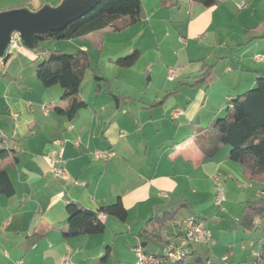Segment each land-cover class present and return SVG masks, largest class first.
Listing matches in <instances>:
<instances>
[{
	"label": "crops",
	"instance_id": "obj_1",
	"mask_svg": "<svg viewBox=\"0 0 264 264\" xmlns=\"http://www.w3.org/2000/svg\"><path fill=\"white\" fill-rule=\"evenodd\" d=\"M54 1L49 5L58 6L63 0ZM225 3L229 4V0H220V5L212 7L194 0H146L143 21L122 31L106 28L70 39L73 41L69 42L77 44L74 49L85 51L89 57L98 55L103 66L106 63L110 70V73L102 72L101 91L94 88L96 81H90V91L80 92L87 106L74 119L55 109L68 106L67 101L60 99L63 89L58 85L43 89L36 81L32 87L22 80L17 87L14 80L21 74L9 80L0 78V149L4 140L9 149L15 148L9 156L0 158V169L8 171L16 190L11 197L0 195V264H17L21 260L24 264H62L66 256L75 264H138L134 247L139 243L147 255L162 254L167 246L147 236L139 237L154 205L165 203L172 194L184 198L186 188L191 189L195 184L201 187L200 183L213 180L216 175H238V164L227 160L226 155L220 156L219 151L224 147L208 155L210 145L203 138L210 133L206 128L212 121L226 116L229 102L255 86L264 68L261 65L247 68L251 78L246 85L233 78L229 83L223 74L243 71L244 63L239 59V64H229L222 72L219 68L213 71L210 86L190 85L202 73V56L206 63L211 61L213 52L207 53L212 49V42L207 43L208 34L219 29L215 26L219 10H226L227 15L222 14L226 23L233 16ZM46 4L33 0L31 10ZM231 4L243 11L239 17L251 11L245 1L236 4L231 1ZM4 9L7 8L0 11ZM229 33L230 29L222 31L220 37L219 32L220 43L216 45L230 41ZM174 45L178 46L177 56L172 54ZM135 49L141 51V56L129 70L142 76L150 72L149 80L154 79L155 72H164V85L150 104L141 95L142 83L131 80L135 92L123 85L116 90L112 83L119 81L127 70L113 61ZM23 52L35 73L33 61L45 55L29 49ZM11 62L9 59L6 64ZM171 70H175L173 78L169 76ZM128 82L125 80L124 84ZM179 110L182 114L177 117L175 112ZM142 120L143 123H138ZM145 128L151 133L150 141H142L139 134ZM57 141L64 143L66 179L53 176L48 158ZM206 141L213 140L210 137ZM108 150L113 155L107 162L93 157L96 151ZM118 197L129 213L126 222L102 215L106 223L103 233L64 236L75 203L97 211ZM189 215L202 219L211 231L209 243L191 247V251L204 259L215 258L218 251L227 250L223 260L233 258L238 264H246L248 258H237L236 249L229 246L243 243L242 249L246 251L249 244L254 247L261 237L255 230L245 231L239 224L241 219L234 223L232 237L226 234L227 220L214 235L207 219L190 209L181 210L176 221L168 225L166 238L170 244L182 242L179 223Z\"/></svg>",
	"mask_w": 264,
	"mask_h": 264
},
{
	"label": "trees",
	"instance_id": "obj_2",
	"mask_svg": "<svg viewBox=\"0 0 264 264\" xmlns=\"http://www.w3.org/2000/svg\"><path fill=\"white\" fill-rule=\"evenodd\" d=\"M194 1L201 3L204 7L220 4V0ZM22 7H27V4H23ZM145 17L142 0H101L93 10L62 30L35 37L36 46L33 51L37 54L43 53L46 57L42 61L39 59L33 61L36 76L47 88L55 85L60 86L63 89L60 99L68 102L66 108L55 107L59 114L74 119L79 115L80 110L87 106L80 92L86 71L91 66L89 56L82 50L77 53H68L62 50L47 49L39 44L46 40L81 38L106 28L122 31L143 21ZM140 56L141 51L135 49L113 62L122 68H129L137 62ZM9 58L10 56L5 58L3 64H6ZM212 72L213 66L204 63L202 73L195 77L190 85L197 86L201 83H207V86H210ZM0 76H3L1 71ZM96 78L99 82L97 81L95 89L101 91L100 80L103 78L98 75ZM114 96L118 98V96ZM206 129L217 132L216 141H213L212 144L209 143L208 155L217 153L221 146H228L229 159L242 165L246 177L251 180L264 181V73L256 78V85L253 88L239 94L229 102L225 117L212 121ZM10 154L11 152L8 150L0 149V158ZM15 192L8 171L3 168L0 169V195L11 197ZM184 208H188L187 202L177 198H169L165 203L154 205V211L140 230L139 237L147 236L163 245L170 244L166 238L168 225L176 221V216ZM85 210V207L75 203L63 233L65 237L103 233L106 229V223L101 219L102 215L121 222H126L129 216L121 197H118L115 202L101 205L96 211V215L88 214ZM262 215H264L263 197L246 204L245 215L239 224L245 231H254L257 227L256 219ZM107 249L110 250L111 245L107 246ZM153 256L163 262L165 261L163 251L162 254H154ZM198 257L199 254L196 251H190L183 260L172 264H187L189 261L197 264ZM261 261L264 263V236ZM216 263L214 258H202L200 264Z\"/></svg>",
	"mask_w": 264,
	"mask_h": 264
},
{
	"label": "rangeland",
	"instance_id": "obj_3",
	"mask_svg": "<svg viewBox=\"0 0 264 264\" xmlns=\"http://www.w3.org/2000/svg\"><path fill=\"white\" fill-rule=\"evenodd\" d=\"M41 1L46 2L48 5L50 3L55 2L54 0H46V1L36 0V3L38 4ZM145 1L146 0H143V2ZM231 1L233 3L235 2V4L240 1H245L247 2V5H250V7L247 9L248 10L251 9V11L247 15H241L239 17V15L243 11L242 10L239 11L237 8H234L235 6L234 7L232 6ZM25 3L27 4V8L29 9L33 8V5H32L33 0H0V8H7V9L20 8ZM225 4H228V3H225ZM228 5H229L228 11L230 12V16L233 14L231 19L229 20V23H226V17L224 18V16L227 15L226 10L221 12L222 9H220L218 12L220 17L217 23L215 24V26H218L219 28L218 31L221 33L220 37H222L223 35L222 31L227 32L230 29L231 33L228 34V37H232V39L223 45H219V44L216 45V43H220V41L217 40L218 39L217 34L219 32L213 29L211 33L208 34L209 41H207V43L212 42L211 44L212 49L208 50L207 52V53L213 52L212 58L209 57V60L211 61L210 63L209 62L206 63L205 62L206 58L202 56L201 63H202V66L204 63L206 65H212L214 72L217 71V68H219V71L222 72L224 68L228 66L229 64L231 65L239 64L242 61L244 63L243 71L241 70V72H237V70H235L232 73H229V72H227V74L224 73L223 78L227 79L229 83L231 82L232 78L235 80V82L242 80L243 84L246 85L249 83L250 78H251L247 73L248 72L247 68L253 65H261V68H264V62L256 60V56H264V0H229ZM7 9H4V10H7ZM222 14H225V15H222ZM227 24L229 26H227ZM257 34H259V36H257ZM69 41H73V40H59V39L46 40V41H42L39 45L41 47H45L47 49H53V50H57V48L58 49L62 48L63 50H67L68 52L72 51L73 53H77L78 51H80L79 49H74L75 46L77 45L76 43H72ZM177 48L178 46L174 45V48L172 49V54H175V56H177ZM28 49L33 50V49H30L24 46L22 43L20 44V48L14 49L11 52V56L9 59L12 60L11 62L12 64L2 65L0 69L2 70L3 76H0V78L5 77L9 80L12 78H16L15 76H17L18 74H19L18 76H20L21 74V77L19 79L14 80L15 82L18 83L16 84L17 87H19V85L23 81L33 87L35 86L34 82L36 81V83H38V87H42L43 89H46L44 84L34 73V69L28 66L30 59L27 56H25L23 52L24 50H28ZM108 52H109L108 49H106L105 54H107ZM91 57L93 60H90ZM91 57H89L91 66L87 69L85 78L81 85V91L85 93L90 91V81H96L95 86H94V88H96L97 81L99 82V80L96 78V75L101 76L102 72L110 73V70L106 68V63H105V66H103L104 63L100 61V59L98 58V55L96 56L95 54H93ZM45 58L46 57L42 56L39 59V61H42ZM224 59H227V60H224ZM239 59H240V62L238 61ZM223 61H226V62H223ZM25 68L26 70H24ZM130 68H127L126 72H124L123 76L119 79V81H112V83H114V86H115L114 88L117 90L118 87H121L123 85L127 88V90H131L135 92V90H132L133 86L135 85H132L131 80H134V82L136 80L138 84L142 83L143 85V87L141 88V95L145 97V99L143 100L145 102H148V104H150L151 102L155 100L156 96L159 94L162 88L161 86L164 85V77H165L164 72L161 70H159L158 72H155L154 79L149 80V78L151 77L150 72H146L142 76L135 70H129ZM22 69L24 70L23 72H21ZM94 72L96 75L94 74ZM126 75H129L127 76L128 79L126 78ZM211 78H213V74ZM125 80L129 81L127 85L124 84ZM100 82H103V79L100 80ZM191 83H193V81ZM178 84H179V81H177V85ZM184 85L185 84L179 85V86H184ZM216 85L217 87H220L218 83ZM108 86H109V83H108ZM58 87L60 88V86ZM189 87L191 86H188V88ZM28 88L29 87H27V89ZM219 89H223V88H219ZM183 90L184 89H182V91ZM36 91H38V88L36 89ZM53 92H55L54 89H53ZM48 93H51V92H48ZM136 94L139 95V92ZM57 97H55V99H57L58 101ZM146 109L148 111V108ZM138 117H140V115H138ZM143 122L144 120L138 121V123H143ZM139 134L142 138V141L151 140V133L148 128H145V130L139 131ZM216 136H217L216 131L215 132L210 131V133L204 134L203 141H205V143L209 142L210 144H212V142L216 140ZM210 137L212 138L213 141H206L210 139ZM54 144H55V147H54L55 149H57L60 146L59 141H57V143H54ZM223 147L224 148L219 151V154L221 157L226 155L228 157L227 160H229V147L228 146H223ZM3 149L13 152L15 148L9 149L8 143H4ZM108 151H111V150H108ZM93 157L96 158L94 154H93ZM109 159L105 160L101 158L103 162H107L109 161ZM237 164L238 166H236V169L237 167H239L238 175H236L237 177L231 174H225V173L216 175L213 180L207 179L205 180V182L200 183L201 187L195 184L191 189L186 188L184 191L182 190L183 193L186 195V196H183L184 198L178 197L177 195H173V194L169 195V198L170 199L177 198V199L185 200L188 204V208H184L181 210L193 209L194 211L197 212V214L198 213L201 214L200 216H203L204 218L207 219L206 222L209 224L210 228L213 230L214 235H216V232L219 229V226H222V223L225 220H227L229 222L228 224L229 231L226 234L232 237L233 236L232 231L235 230L234 223L238 222L239 219H243L245 215L246 204L250 201L259 199L261 197L264 198V181H257V180L249 179L244 174L242 165L240 163H237ZM52 174L53 176H55L53 172ZM195 188H196V191H193V189ZM219 188H222L225 192V199L222 205H219L218 203H216V198H215L216 192L218 191ZM197 192L199 193L196 194ZM153 209H154V206H153ZM257 219L262 221L264 219V215L257 217ZM255 232H258L257 234L261 235L260 237L261 239L263 238L264 222L256 227ZM257 242L255 243L254 248L253 246L249 244L248 249L246 251L242 249L243 243L241 244L239 242H237L236 244H231L229 246L230 247L229 249H231V247L232 248L234 247L236 249L238 253L237 258L245 259L247 257L248 260L246 264L248 262L254 263V261H256V258L254 257L253 251L254 250L259 251L262 246V243H257ZM237 244L238 246H236ZM227 252H228L227 250L224 252L218 251V253L216 254L214 258L217 262L216 264H225V263L238 264L237 259L235 261L233 260V258L227 261L223 260Z\"/></svg>",
	"mask_w": 264,
	"mask_h": 264
},
{
	"label": "built area",
	"instance_id": "obj_4",
	"mask_svg": "<svg viewBox=\"0 0 264 264\" xmlns=\"http://www.w3.org/2000/svg\"><path fill=\"white\" fill-rule=\"evenodd\" d=\"M20 44H22L21 36L19 32H14L12 34L11 43L7 49V56L11 55V52L14 49L20 48ZM258 57V59H257ZM5 57L0 58V68L2 67L4 63ZM257 61H263L264 62V56H256ZM170 78H173L175 76V70H171L169 74ZM182 114V112L176 111L175 115L179 117ZM2 143H7V141H2ZM64 154V143H60V146L57 149L51 150L48 154L49 161L51 163V170L55 174V176L59 179H66L67 174L65 170V159L63 157ZM95 157L103 158L105 160H108L112 155V151H96ZM216 203L219 205H222L224 199H225V192L222 188H219L216 192ZM264 219L261 221L259 219L256 220V225L259 226L262 224ZM181 236H182V242L180 244H173L167 245L163 247V253H164V262L168 263H177L183 260L185 255H187L191 251V247L198 244H207L211 241V231L208 229V227L205 225V222L195 217L194 215H189L185 217L182 221L179 223L178 227ZM257 243L263 244V238L260 239ZM254 248V247H253ZM262 249V246H261ZM261 249L259 251H253L254 257L256 258V261L258 264H261ZM134 251L138 257V264H162L164 263L160 259L154 257L153 255H147L143 251V246L139 243L136 247H134ZM17 264H24L23 261H19ZM62 264H75L74 260L70 256H66L63 259Z\"/></svg>",
	"mask_w": 264,
	"mask_h": 264
},
{
	"label": "water",
	"instance_id": "obj_5",
	"mask_svg": "<svg viewBox=\"0 0 264 264\" xmlns=\"http://www.w3.org/2000/svg\"><path fill=\"white\" fill-rule=\"evenodd\" d=\"M101 0H63L58 6L44 5L38 10L27 7L0 11V58H7V49L12 34L19 32L24 46L34 49L35 37L40 34L60 31L76 19L93 10ZM96 215V211L86 209ZM145 245V243H144ZM202 262L198 257L197 264Z\"/></svg>",
	"mask_w": 264,
	"mask_h": 264
}]
</instances>
